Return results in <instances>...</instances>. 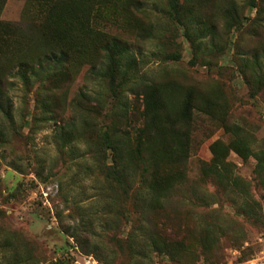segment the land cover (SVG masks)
<instances>
[{
  "label": "rangeland",
  "instance_id": "rangeland-1",
  "mask_svg": "<svg viewBox=\"0 0 264 264\" xmlns=\"http://www.w3.org/2000/svg\"><path fill=\"white\" fill-rule=\"evenodd\" d=\"M40 1L0 0V66L31 64L28 83L16 68L7 77L11 119L0 112V264H135L149 236L134 210L153 196L149 216L183 245L148 246L142 264H264V0H95L93 28L129 45L113 84L86 60L47 68L29 38L40 39ZM16 27L22 39L8 37ZM146 84L165 112L188 92L208 108L194 113L184 162L169 164L168 137L140 155L123 139L126 171H114L102 131L139 126ZM154 170L174 174L168 191L150 186Z\"/></svg>",
  "mask_w": 264,
  "mask_h": 264
},
{
  "label": "trees",
  "instance_id": "trees-1",
  "mask_svg": "<svg viewBox=\"0 0 264 264\" xmlns=\"http://www.w3.org/2000/svg\"><path fill=\"white\" fill-rule=\"evenodd\" d=\"M37 2V0H28ZM42 1V2H41ZM43 5L48 6L46 10V18L42 25H34L36 31L40 34V39L36 40L34 37H29L34 43L39 44L41 53L47 62V68L50 69V63H54L57 68L64 70V65L71 62L88 61L91 69H96L101 66L97 72L104 78H110L111 83L115 82L119 70L124 71V61L130 59V50L127 42L122 39L108 34L107 32L97 31L92 26V19L94 16L95 7L97 4L95 0H41ZM65 1V2H64ZM136 0H127L124 8L128 9L127 5L135 3ZM257 0H251L253 7ZM72 6V7H71ZM76 9V10H75ZM1 11V5H0ZM175 17L178 16V8L174 10ZM172 14V12H171ZM179 20V18H177ZM238 19L236 13L231 15V23L233 24ZM58 20V21H57ZM24 31L19 27L15 28L13 33L8 34L10 38L22 39ZM87 62V63H88ZM28 59L21 58L16 62V65L10 70L0 66V112L11 119L12 103L11 99L5 91L7 87V77L16 68L18 69L16 76L20 77L26 84L31 81V75H27V69L31 68ZM103 66V67H102ZM261 65L255 59V67L252 70L260 69ZM40 69V67H38ZM124 68V69H123ZM6 69V70H4ZM127 73V72H126ZM36 77L37 74L32 75ZM258 87H262V78L257 79ZM144 92L140 95L142 102V111L139 126L135 129L126 130L125 132L107 125L102 131L103 136V151L107 157H112L111 160L115 165L116 171L119 166V161L124 168V156L122 149L127 141L134 139L135 145L130 144L128 147V154L133 152L137 155L141 154L142 146L146 145L153 138L168 137L174 142V157L169 164L181 163L187 159V149L189 150V134L188 130L194 122L195 111H206L208 105L205 103L199 108L196 106L197 100H194L192 92H188L184 97L183 102L177 108L175 113L164 111V102L162 96L157 90H153L149 85H144ZM84 95V94H83ZM86 98V96H84ZM89 100V97H88ZM46 107V104H42ZM207 107V108H206ZM95 108V107H94ZM128 116V112H127ZM186 126L185 128H183ZM182 127V128H180ZM168 129V134L164 132ZM237 129V128H236ZM114 130L116 132H114ZM238 131V130H237ZM65 135V134H64ZM3 139V134L0 131V140ZM187 140V142H186ZM181 147V148H180ZM242 151L248 153L247 147L239 146ZM183 151H182V150ZM152 159V158H151ZM262 163H259L256 169V174L260 176ZM150 179V186L158 187L162 192L168 191L169 184L174 178V174L167 173L159 175L156 170L152 172ZM120 175V174H119ZM128 178L126 174L122 179ZM148 183V181H147ZM159 199L153 196L150 199H143V204H138L135 207L134 214L137 215V221H143L146 224V233L149 237H145V249H132L138 256L135 264H142L147 258L146 247H152L156 252H164L171 255L175 250L182 247V239L178 237L175 231L166 229L164 224H157L155 220L149 216L150 211H154ZM177 236H176V235ZM172 252V253H171Z\"/></svg>",
  "mask_w": 264,
  "mask_h": 264
}]
</instances>
